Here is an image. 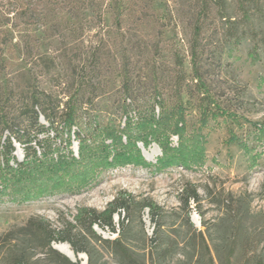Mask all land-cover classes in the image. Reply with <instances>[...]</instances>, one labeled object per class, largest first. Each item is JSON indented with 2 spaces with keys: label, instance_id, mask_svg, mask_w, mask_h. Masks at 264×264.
<instances>
[{
  "label": "rangeland",
  "instance_id": "374dc122",
  "mask_svg": "<svg viewBox=\"0 0 264 264\" xmlns=\"http://www.w3.org/2000/svg\"><path fill=\"white\" fill-rule=\"evenodd\" d=\"M8 1L14 12L23 9L35 19V57H24L14 44L0 45L2 112L9 110L10 89L18 93L38 87L59 99L63 91L96 96L90 118L122 134L116 139L123 144L128 142L125 128L133 141L148 136L147 145H136L149 164L98 167L94 179L81 188L34 196L42 182L10 175L0 179V264H72L48 245L46 229H71L79 208L103 210L121 192L161 206L157 226L148 208H135L133 219L126 220L122 241L138 264H263L264 60L223 43L220 30H206L199 44L200 73L220 107L204 112L203 87L193 81L191 28L182 21L175 25L172 0H120L122 16L106 11L108 0ZM175 82L183 84L179 96L171 95ZM127 86L153 104L154 95L162 92L165 109L145 106L140 115L146 124L125 127L127 115L119 106ZM176 103L183 104V112L176 111ZM76 130L70 145L66 133L57 138L54 158L59 151L68 152L66 146L78 156ZM155 137L168 147L171 162H159L163 150ZM15 154L23 160L19 145ZM194 190L198 198L191 197L188 208L184 200ZM114 220L119 228L118 214ZM94 230L103 239L118 235L97 225ZM93 239L88 246L96 264H120L113 244ZM75 255L71 262L88 264L86 253Z\"/></svg>",
  "mask_w": 264,
  "mask_h": 264
},
{
  "label": "trees",
  "instance_id": "16d2710c",
  "mask_svg": "<svg viewBox=\"0 0 264 264\" xmlns=\"http://www.w3.org/2000/svg\"><path fill=\"white\" fill-rule=\"evenodd\" d=\"M108 1L106 11L118 13L119 16L124 15L122 10L119 11L122 5L120 0ZM10 6L8 0H0V45L6 48L14 44L18 46L24 57L34 58L35 40L32 26L35 19L26 10L20 9L14 12V8ZM170 12L176 26L182 21L191 28L193 41L189 46V54L192 58L193 81L197 80L195 85L198 89L203 87L200 107L204 112H215L220 106L213 100L214 95L207 88L200 73V37L206 30L214 27L215 31L222 32L223 43L244 48L248 55L264 60V0H172ZM12 13L14 14L11 15ZM185 16L188 20L184 22ZM175 59L176 64H179L178 56ZM1 73L0 66V76ZM126 75L129 76L128 72ZM181 84L179 82L173 84L171 95L182 94L184 88ZM81 88L82 85H79L78 93ZM125 92H127L126 100L119 106L127 115L125 127H131L132 123L142 126L146 124L140 115L145 106L150 105L155 110L156 105H159L162 110L165 109L166 98L162 92L154 95L155 104L139 98L136 89L130 86L126 87ZM63 94L64 98L59 99L38 87L18 93L10 89L7 98L11 102L9 110L2 112L5 104L0 106V179L6 180L7 175H10L18 181L24 178L42 182L43 188L33 192L34 196L37 193L43 195L81 188L94 179L98 167L107 169L149 164L136 145L137 141L147 145L148 136L139 135L135 138L136 141H133L125 128L123 134L128 136V142L123 144L120 139H116L122 134L115 132L113 128L101 126L97 120L90 118L93 113L90 106L96 96L86 97V94L81 92V95L76 97L75 93L70 95L67 91H63ZM11 95L14 98H11ZM173 107L176 111L183 112V104L176 103ZM133 112L135 115L132 114ZM75 126L77 130L74 133L79 143L78 156L73 153L70 146H66L68 152L59 151L54 158L53 152L59 149L57 138L66 133L67 145H70V134ZM50 130L55 132L53 136L45 134ZM178 133L179 130H175V134ZM102 136L104 140L98 143L97 139ZM65 139L63 138L61 142ZM107 139H111V143H107ZM156 142L163 150V158H160L159 162H171V152L166 144L158 138ZM16 145L22 149L23 160H19L15 154ZM35 170L36 173H33ZM47 176L49 180L45 179ZM262 190L264 191V181ZM191 197L195 200L198 198L196 190L184 200L188 208ZM137 207L140 210L148 208L152 223L155 226L159 224L161 206L156 201L147 198L138 200L132 193L121 192L103 210L95 207L79 208L74 217L76 223L71 229L61 228L58 231L46 229L49 235L47 243L50 246L54 242H67L75 254L88 255V264H96L88 246L95 241L94 237L113 244V253L120 264H138L129 246L122 241V235L128 227L126 220L133 219L134 209ZM122 212L125 213L123 217ZM117 214L120 220L119 228L114 220ZM94 225L102 229L108 228L110 232L118 235L113 240L103 239L94 230ZM75 227L78 230L73 232ZM60 256L72 264H81L80 260L73 263L68 256L64 254Z\"/></svg>",
  "mask_w": 264,
  "mask_h": 264
},
{
  "label": "bare ground",
  "instance_id": "6f19581e",
  "mask_svg": "<svg viewBox=\"0 0 264 264\" xmlns=\"http://www.w3.org/2000/svg\"><path fill=\"white\" fill-rule=\"evenodd\" d=\"M57 248H59L60 250H62V252H64V254H67L72 259H75L76 258L75 252L67 244L57 245Z\"/></svg>",
  "mask_w": 264,
  "mask_h": 264
},
{
  "label": "water",
  "instance_id": "95a60500",
  "mask_svg": "<svg viewBox=\"0 0 264 264\" xmlns=\"http://www.w3.org/2000/svg\"><path fill=\"white\" fill-rule=\"evenodd\" d=\"M69 247H71V245L69 244V243H66ZM57 243H53V246L54 247H56L57 248ZM60 245H62V244H60ZM58 250H60L59 248H57ZM61 252H62V250H60ZM62 253H64V252H62ZM80 254V257H84L85 255H84V253H79ZM66 256H68L67 254H65ZM71 260H73V261H76L77 259L75 258V259H72L70 256H68Z\"/></svg>",
  "mask_w": 264,
  "mask_h": 264
}]
</instances>
